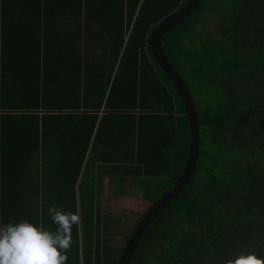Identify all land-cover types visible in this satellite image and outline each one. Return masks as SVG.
<instances>
[{"label": "trees", "instance_id": "trees-1", "mask_svg": "<svg viewBox=\"0 0 264 264\" xmlns=\"http://www.w3.org/2000/svg\"><path fill=\"white\" fill-rule=\"evenodd\" d=\"M188 2L0 0V225L54 231L55 203L82 218L67 264H119L126 245L106 233L128 243L140 220L126 234L78 178L90 159L99 192L107 177L121 194L126 176L184 170L190 125L149 39ZM161 44L192 96L200 154L131 264H224L230 237L235 255L264 257V0H202Z\"/></svg>", "mask_w": 264, "mask_h": 264}, {"label": "clouds", "instance_id": "clouds-1", "mask_svg": "<svg viewBox=\"0 0 264 264\" xmlns=\"http://www.w3.org/2000/svg\"><path fill=\"white\" fill-rule=\"evenodd\" d=\"M48 215L56 226L54 231L28 220L0 225V264H67L72 228L79 226L82 218L55 203L48 208ZM224 264H264V257L240 253Z\"/></svg>", "mask_w": 264, "mask_h": 264}, {"label": "water", "instance_id": "water-1", "mask_svg": "<svg viewBox=\"0 0 264 264\" xmlns=\"http://www.w3.org/2000/svg\"><path fill=\"white\" fill-rule=\"evenodd\" d=\"M201 1L202 0H189V2L180 11L164 19L152 31L149 39V48L152 55L169 80L174 84V87L184 104V110L181 113L187 117L190 125L189 155L181 176L176 180L170 189H168L157 201H155L150 210L145 214L144 219L137 225L127 245L125 246L124 253L119 261V264H131V260L136 252V249L150 224L190 183L197 167L200 154V123L196 108L186 83L172 67V64L163 51L161 43L166 32L180 25L185 19L190 17L198 9Z\"/></svg>", "mask_w": 264, "mask_h": 264}, {"label": "rangeland", "instance_id": "rangeland-1", "mask_svg": "<svg viewBox=\"0 0 264 264\" xmlns=\"http://www.w3.org/2000/svg\"><path fill=\"white\" fill-rule=\"evenodd\" d=\"M183 110H181V112ZM177 112H180V111H177ZM182 173H183V171H182ZM181 174H180V176H181ZM193 176H194V174H193ZM107 182H108V180H107ZM131 182L133 183V186H135L137 191H143L144 192V189H145L144 185H145V186H148V194L150 192L151 195H153V194L155 195V193L163 194V192L170 189L176 181H175V179H171V180H148L145 184L140 179H131ZM84 187H89V185L85 184ZM161 190L163 191L162 193H161ZM102 192L106 196H109V194L112 196L110 201L106 200V198H105V202H103V206H102L103 211L104 212L106 211L108 213L110 211H113L114 214L110 215V217L120 216V218L123 220V223H121V226L120 225H118V226H120V228L122 230H125L126 234H127V232L131 231L132 227L138 222V220H140L139 221V223H140L144 219L145 214L150 210L151 206L155 203V201H153V200L150 201L152 203H148L146 200L143 201L139 196H137V193H134L132 195L134 198L131 197L130 199L126 200L125 202H122L121 204L117 205L115 202H112V200L113 201L123 200L122 197L118 199V197L120 196L119 190H116L114 187L106 186L105 188L102 189ZM144 198H145V195H144ZM149 198H151V197L149 196ZM229 230L232 232V231H237L238 229H237V227H233ZM119 232H123V231H119ZM118 236L113 237V234L111 235V233H106V238L112 240V242L109 244V246H112L114 244L115 248H120V247L122 248L124 245H127V243H125L124 240H121L122 236H120V235H118ZM235 246H236V240L233 239V237H230L228 246L225 248L226 253L221 256L222 261H225L227 258L236 256L234 254Z\"/></svg>", "mask_w": 264, "mask_h": 264}, {"label": "crops", "instance_id": "crops-1", "mask_svg": "<svg viewBox=\"0 0 264 264\" xmlns=\"http://www.w3.org/2000/svg\"><path fill=\"white\" fill-rule=\"evenodd\" d=\"M101 115H102V113H100V116ZM188 123H189V121H188ZM52 154H54V153H52ZM173 165H175V158H173ZM64 174L67 175L68 172L65 171V173H64V171L60 170V171L56 172L54 175L59 180V179H61L64 176ZM98 174H99V171H98L97 164L92 163V161H90V159H89V161L86 162V164L84 165L82 171L80 172V176H79L78 182H77V183H79V185H77V187H79L81 185L84 188V185L85 184H88L89 187H85V188H86L87 191L88 190L91 191L89 193L91 194L93 200L96 199V198H98L97 199V202L98 203H101L100 207H101L102 212L104 213L103 218L110 217V215L114 214V212L113 211H110L109 213L106 212V211L104 212L102 206H103V202H105V198H106V200L110 201V199L112 198V196L110 194H109V196H106L102 192V189L105 188L106 186H108V187H114L115 181L113 180V182H111L110 181V178H107V177L104 178V181H102L103 182V185H101V191L99 192L98 186L96 185V183L98 181ZM131 179H140V180H142V182H144L146 184V182L148 180H171L172 178H165V177H161V178H159V177H143V176L133 178V177H127L126 176V178H124V185L122 186V193L118 197V199L122 197L124 201L123 200H121V201L120 200H115V201L112 200V202H115L117 205H119L122 202H125L126 200L130 199L131 197H133L132 195L134 193H137V196H139L143 201L146 200L148 203H152L150 201H152V200L154 201V199L160 194V193H158V194L155 193V195L154 194L151 195L150 192L148 194V186H145V185H144V188H145L144 189V192L143 191H137V189L135 188V186H133V183L131 182ZM107 180H108V182H107ZM161 192H162V190H161ZM97 194H102V195L100 197H98ZM144 195H145V198H144ZM149 196L151 198H149ZM78 203H79V200H78ZM81 209L83 210V207ZM79 240H80V238H79Z\"/></svg>", "mask_w": 264, "mask_h": 264}]
</instances>
